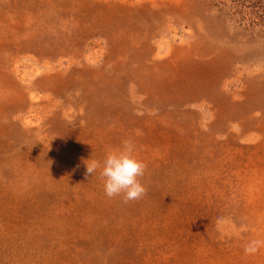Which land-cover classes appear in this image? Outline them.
Segmentation results:
<instances>
[{
    "label": "rangeland",
    "instance_id": "rangeland-1",
    "mask_svg": "<svg viewBox=\"0 0 264 264\" xmlns=\"http://www.w3.org/2000/svg\"><path fill=\"white\" fill-rule=\"evenodd\" d=\"M0 264H264V0H0Z\"/></svg>",
    "mask_w": 264,
    "mask_h": 264
},
{
    "label": "clouds",
    "instance_id": "clouds-1",
    "mask_svg": "<svg viewBox=\"0 0 264 264\" xmlns=\"http://www.w3.org/2000/svg\"><path fill=\"white\" fill-rule=\"evenodd\" d=\"M135 144L131 139L122 141L119 149L106 153L102 161L89 159L86 162L85 175H93L99 171V177L103 181V191L107 198L120 197L122 202L138 201L147 192L141 183L147 165L134 155ZM252 246L246 247L245 252H255Z\"/></svg>",
    "mask_w": 264,
    "mask_h": 264
}]
</instances>
